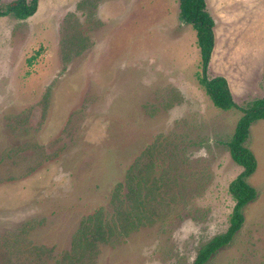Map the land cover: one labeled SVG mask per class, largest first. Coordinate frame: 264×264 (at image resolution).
Listing matches in <instances>:
<instances>
[{
    "label": "rangeland",
    "instance_id": "374dc122",
    "mask_svg": "<svg viewBox=\"0 0 264 264\" xmlns=\"http://www.w3.org/2000/svg\"><path fill=\"white\" fill-rule=\"evenodd\" d=\"M207 8L206 75L246 106L264 96V0ZM179 14V0H38L0 17V264H193L226 232L242 112L207 95ZM245 146L257 197L205 264H264L263 119Z\"/></svg>",
    "mask_w": 264,
    "mask_h": 264
},
{
    "label": "trees",
    "instance_id": "16d2710c",
    "mask_svg": "<svg viewBox=\"0 0 264 264\" xmlns=\"http://www.w3.org/2000/svg\"><path fill=\"white\" fill-rule=\"evenodd\" d=\"M37 7L38 0H15L6 8H0V17L12 15L17 19L25 20L36 13ZM179 9L180 19L191 25L196 32L197 45L202 58L203 76L199 78L200 84L216 107L222 110L239 109L242 112L234 134L228 142L233 160L242 167V172L229 185V193L235 204L226 232L216 235L204 245L193 262V264H205L219 249L233 240L244 223V208L257 197L255 188L247 181L256 169V161L250 149L245 146V142L251 123L255 120H264V96L240 107L233 99L226 78L222 76L207 77L215 47V21L207 10L206 0H179ZM138 184L139 190L144 188L143 179ZM137 192H139L138 189ZM137 192L136 198H138Z\"/></svg>",
    "mask_w": 264,
    "mask_h": 264
},
{
    "label": "crops",
    "instance_id": "0c3cea01",
    "mask_svg": "<svg viewBox=\"0 0 264 264\" xmlns=\"http://www.w3.org/2000/svg\"><path fill=\"white\" fill-rule=\"evenodd\" d=\"M206 4H207V0H206ZM207 9H208V8H207ZM208 12L210 13V15H211V16L213 17V19H214V16H213V14L211 13V11L208 10ZM214 21H215V19H214ZM215 24H216V23H215ZM215 45H216V41H215ZM214 49H215V47H214ZM213 53H214V50H213ZM213 53H212V54H213Z\"/></svg>",
    "mask_w": 264,
    "mask_h": 264
}]
</instances>
